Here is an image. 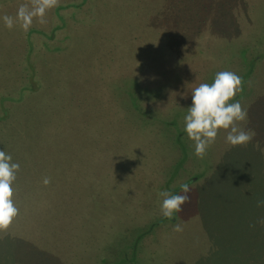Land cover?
Masks as SVG:
<instances>
[{
	"label": "rangeland",
	"instance_id": "obj_1",
	"mask_svg": "<svg viewBox=\"0 0 264 264\" xmlns=\"http://www.w3.org/2000/svg\"><path fill=\"white\" fill-rule=\"evenodd\" d=\"M21 4L31 7L30 0H0V92L5 86L20 89L13 64L21 42L16 27L9 30L2 18H15ZM87 5L60 11L79 19L66 32L58 30L50 40L30 34L32 63L39 56L47 61L36 70L40 85L22 101L16 99L19 92L12 94L9 110H0L7 115L0 121V150L20 164L13 183L19 215L0 232V264H25L42 245L51 257L48 264H99L100 247L110 245V256L103 252L109 263L136 235L137 221L151 218V202L163 198L159 187L167 174L176 175L172 191L189 184L190 203L175 220L142 238L141 256L125 264H192L200 235L196 207L209 186L191 179L199 171L209 179L217 175L229 144L220 130L198 158L184 117L199 84H211L220 71L240 76L237 34L245 33L247 43L264 40V0H89ZM45 20L48 29L51 19ZM256 53L264 55V46ZM138 57L146 60L145 68L136 64ZM260 65L264 69V62ZM136 73L146 79L139 92L147 97L145 104L133 97L138 114L126 98L132 77L139 80ZM34 76L28 73L29 79ZM237 95L240 103L247 100ZM176 134L181 139L175 142ZM176 224L182 232L173 231ZM153 254L156 260L149 262Z\"/></svg>",
	"mask_w": 264,
	"mask_h": 264
},
{
	"label": "trees",
	"instance_id": "obj_2",
	"mask_svg": "<svg viewBox=\"0 0 264 264\" xmlns=\"http://www.w3.org/2000/svg\"><path fill=\"white\" fill-rule=\"evenodd\" d=\"M88 2L89 0H59V6L53 9V13L51 10L46 13L45 19H51V27L48 25V29L44 28L45 23L41 24L36 21L27 32H24L18 22L14 24L16 30H13V33L21 44L18 45L20 50L18 58L13 64L15 67L13 79L20 89L17 92H13L12 87L5 86L4 92H0V110H9L10 106L6 100L11 98L12 94L16 96L19 92L16 99L22 101L23 97L26 96L25 93H34L40 85L41 81L36 70L42 64L45 67L47 61L44 56L38 55L42 57L39 58L40 61L36 64L32 63L31 54L34 51L30 41V34H33V37L40 35L50 40L58 30H65L66 32L68 30L66 29L67 25H74L79 19L71 20L60 11L67 8L78 9L84 5L88 7ZM215 3L217 4V1ZM214 9L217 10V7H214ZM35 20L37 19L33 21ZM52 21H54L53 24ZM224 32L229 34V29L225 28ZM245 37V33H240V31L237 34L238 46L242 50V57L239 61L241 69L239 72L243 80V91L240 94L241 98L247 97L246 101H241V105L248 110V119L241 122L240 127L245 130L251 129L255 131L256 135L253 141L246 146L229 145L227 152L220 160L217 175L209 179L207 174L199 171L194 173L191 179L194 181L200 179V183L203 184L201 188L205 184H207V187L209 186L207 194L203 196L201 203L196 207L198 234L200 235L196 239L195 247L197 248L193 250L192 264H264V224L257 223L258 220L264 218V207H257V201L264 200V69L260 65L261 62H264V55L256 53L257 50L263 48L264 40L257 41L255 39V41L247 43ZM45 47L47 48V46ZM59 49L54 50L58 51ZM36 52L44 55L43 51ZM138 58L141 60H136V64H141L145 68V63L147 62L145 59L142 60L144 57ZM21 63H25L29 72L35 73L36 76L29 79V72H24V69L23 71L20 70L23 68ZM257 66L258 70H255ZM135 76H138L139 80L132 77L131 86L133 88H129L126 91V98L130 104L129 110L138 114L141 113L139 109L141 107L136 103V99L133 101V97L137 96L139 100H142L143 104L147 103V97L141 96L139 92L141 91L139 85L146 79L143 80L138 73ZM122 90L125 91V89ZM237 100H240L238 95L235 96L233 101ZM6 117L5 113L0 114V121L4 122ZM183 134L185 133L183 132ZM173 139L176 142L181 137L176 134ZM179 147L183 150L182 144ZM182 162L178 166L179 169ZM130 163L133 164V161ZM175 178L176 175L168 176L167 174V177L164 178L159 187L160 192L168 191L177 194L180 186L175 185V190L172 191L171 189ZM147 183L150 186L152 181L148 180ZM160 200H157V204L156 201L154 203L151 202L153 212L151 218L137 221L138 232L133 236L132 240L124 242L122 252L116 255L112 261L106 263L104 256L105 254L110 256L109 253L113 248L110 245L100 247L102 256L98 258L99 264H125L126 262H134L139 259L141 255L138 257L137 253L140 250L142 238L151 234L160 224L175 220L176 214L171 220L164 216H159L158 212H161L163 198H160ZM253 224H255V227H250ZM198 241L200 245H197ZM44 246L42 245L40 248L34 247L32 256L28 261H25V264H48L51 257ZM104 251L105 254H103ZM154 259L156 260V256L153 254L149 257V262H153ZM69 263L72 264L73 261L69 260Z\"/></svg>",
	"mask_w": 264,
	"mask_h": 264
},
{
	"label": "clouds",
	"instance_id": "obj_3",
	"mask_svg": "<svg viewBox=\"0 0 264 264\" xmlns=\"http://www.w3.org/2000/svg\"><path fill=\"white\" fill-rule=\"evenodd\" d=\"M28 4H21L16 17L3 16L4 25L11 30L15 23H19L24 32H27L37 19L39 23H46V13L59 6V0H30ZM243 91L242 77L231 71H220L215 74L211 84L201 83L194 88L192 104L184 117V131L189 140L194 142L195 155L203 159L207 149L215 143L218 132L225 130L226 143L231 146H246L253 141L256 133L239 126V122L247 121L248 110L241 103L234 100L235 96ZM20 164L13 162L12 156L0 150V232L6 231L19 215V208L14 202L15 190L13 183ZM45 177L44 185L50 183ZM183 194H173L168 191L159 193L163 197L161 204L162 215L171 220L174 214L183 210V205L190 203L191 188L188 183L180 185ZM257 207H264V200L257 201ZM264 224V218L257 221ZM255 227V224L250 225ZM174 232H182L181 224L173 227Z\"/></svg>",
	"mask_w": 264,
	"mask_h": 264
}]
</instances>
